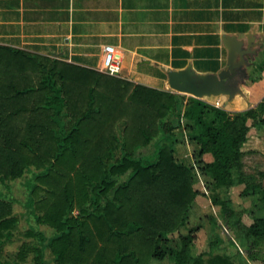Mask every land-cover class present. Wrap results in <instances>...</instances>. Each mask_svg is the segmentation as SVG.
Here are the masks:
<instances>
[{
  "label": "trees",
  "instance_id": "16d2710c",
  "mask_svg": "<svg viewBox=\"0 0 264 264\" xmlns=\"http://www.w3.org/2000/svg\"><path fill=\"white\" fill-rule=\"evenodd\" d=\"M250 66L241 84L250 90L249 108L231 112L0 45V183L8 188L35 168L26 207L37 224L54 230L48 236L32 228L27 234L37 241L8 258L5 246L18 218L14 200L0 190V264H235L213 254L224 241L219 234H211L208 253L195 254L201 226L179 231L200 193L196 171L255 259L264 240V184L245 173L243 145L252 126L264 129V62ZM176 130L197 145L190 164L176 156ZM153 141L152 154L139 153ZM240 185L241 197L256 203L251 224L237 216L228 196Z\"/></svg>",
  "mask_w": 264,
  "mask_h": 264
},
{
  "label": "crops",
  "instance_id": "0c3cea01",
  "mask_svg": "<svg viewBox=\"0 0 264 264\" xmlns=\"http://www.w3.org/2000/svg\"><path fill=\"white\" fill-rule=\"evenodd\" d=\"M261 41L264 0H0V45L96 71L112 45L121 61L112 76L170 92L172 72L217 74L229 48ZM243 90V100L203 99L247 109Z\"/></svg>",
  "mask_w": 264,
  "mask_h": 264
},
{
  "label": "rangeland",
  "instance_id": "374dc122",
  "mask_svg": "<svg viewBox=\"0 0 264 264\" xmlns=\"http://www.w3.org/2000/svg\"><path fill=\"white\" fill-rule=\"evenodd\" d=\"M252 62H264L263 43L256 49V52H254L253 58L250 59V65ZM247 70L249 74L252 73L251 66H248ZM174 93L178 92L174 91ZM183 95H185L186 98L189 97V94ZM237 96L240 100H243V96ZM220 106L227 109L228 111L233 112L245 109L246 105L241 104V106L239 105V107H237L235 103L227 104L224 102V105L220 104ZM249 123H251V121ZM123 128L124 123H118L117 129L119 130V132L122 133ZM175 133V138L177 139L175 147L178 160L187 164L192 163V155L197 145L190 139H188L185 133L180 132V130H176ZM243 150V169L245 173L255 176L264 184V176L260 174V172L264 173L263 128L258 129L252 126L249 132L248 141L243 145ZM154 151L155 145L153 141L147 147L140 149L139 153L142 155H149ZM148 157L150 158V161L153 160L152 156ZM208 159H210V157H208ZM33 171H35V168H31V170L27 171L21 178L9 181L8 188L4 184L0 183V190L4 193L9 194L10 198L14 200V214L18 218V224L16 229L14 230V236L12 240L5 246V252L8 258H13L24 242L37 241V238L29 236L27 234L28 231L32 230V228H34L35 230L40 229L44 231L48 236L54 233V230L50 226L37 224L33 214H31L26 207V202L30 191L29 182L32 180ZM193 186L200 193L196 196L192 204L187 224L179 231L185 234L188 232L189 228L201 226V228L197 232V237L195 239L194 253H208L210 251L211 234H219V236L223 238L224 241L221 242V244L213 250V254L229 255L233 258L235 264H264V240L261 241L256 249H254L253 254L255 259L250 258L246 250L240 244V230L236 227H232L225 222L221 215V207L215 205L212 202L210 192L206 188L205 180L201 177L198 171H196ZM243 188L244 185L231 188L228 192V196H230L232 200V206L237 212V216L242 217L243 223L251 224L253 221V215L257 212V209L255 207L256 203L254 200L241 197ZM42 193L44 194V192ZM222 194L224 195V197H227L224 191L222 192ZM74 213L77 214L78 209H75ZM224 229L229 233L230 238L226 236ZM176 239L172 242L173 245L178 244V238ZM231 241H233L234 244L230 243ZM239 252H241V254ZM30 256V258H32V255ZM153 263L173 264L169 259H165L163 261L155 260L153 261Z\"/></svg>",
  "mask_w": 264,
  "mask_h": 264
},
{
  "label": "water",
  "instance_id": "95a60500",
  "mask_svg": "<svg viewBox=\"0 0 264 264\" xmlns=\"http://www.w3.org/2000/svg\"><path fill=\"white\" fill-rule=\"evenodd\" d=\"M262 43L263 41L246 48H242L241 45L229 48L227 67L217 74H195L191 70L174 71L169 74L170 86L178 93L189 94L199 99L207 96H225L229 102L237 95L244 96L241 84L249 78L247 67L250 66V59ZM224 232L230 238L225 229Z\"/></svg>",
  "mask_w": 264,
  "mask_h": 264
},
{
  "label": "built area",
  "instance_id": "2783aa9c",
  "mask_svg": "<svg viewBox=\"0 0 264 264\" xmlns=\"http://www.w3.org/2000/svg\"><path fill=\"white\" fill-rule=\"evenodd\" d=\"M100 71L109 75H118L121 72V61L114 46L106 45L104 47V59ZM213 104L221 107L219 101H216Z\"/></svg>",
  "mask_w": 264,
  "mask_h": 264
}]
</instances>
